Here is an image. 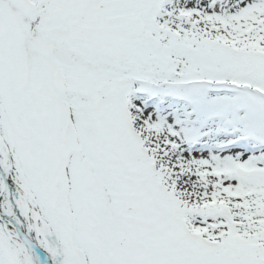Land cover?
Listing matches in <instances>:
<instances>
[{
    "label": "snow or ice",
    "instance_id": "snow-or-ice-1",
    "mask_svg": "<svg viewBox=\"0 0 264 264\" xmlns=\"http://www.w3.org/2000/svg\"><path fill=\"white\" fill-rule=\"evenodd\" d=\"M0 264H264V0H0Z\"/></svg>",
    "mask_w": 264,
    "mask_h": 264
}]
</instances>
